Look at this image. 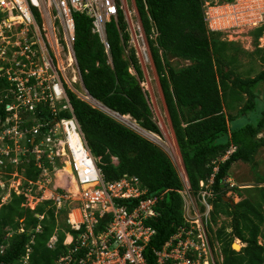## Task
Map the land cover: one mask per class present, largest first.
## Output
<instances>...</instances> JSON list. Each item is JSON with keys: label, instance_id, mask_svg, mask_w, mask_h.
I'll return each mask as SVG.
<instances>
[{"label": "trees", "instance_id": "16d2710c", "mask_svg": "<svg viewBox=\"0 0 264 264\" xmlns=\"http://www.w3.org/2000/svg\"><path fill=\"white\" fill-rule=\"evenodd\" d=\"M203 1L134 0L193 190H197L199 181L210 178L216 167L213 162H218L212 186L217 196L211 218L213 223L218 216L229 220L227 226L223 224L216 232L223 264H264V177L258 176L256 187L251 189L230 188L238 202L230 205L223 199L229 190L224 181L230 169L243 163L250 165L253 171L257 168L256 153L264 146L263 139L259 138L264 130V107L257 115L258 96L264 90V70L254 78L237 75L232 68L236 59L226 54L227 43L220 41V33L208 32L205 26ZM73 19V48L88 94L106 109L120 116H130L140 128L158 135L145 94L128 71L132 66L141 78L134 52L124 58L128 35L124 33L121 14L118 26L112 21L106 27L110 65L98 36L91 32L90 19L81 14H73ZM153 34L156 35L154 41ZM262 34L264 24L250 32L255 44ZM171 57L189 65L173 68L169 62ZM262 60L264 62V56ZM69 101L90 152L101 157L100 168L107 181L128 174L138 177L149 195L164 194L157 207V218L149 221L156 231L150 247L159 249L182 222V203L177 193L182 185L168 157L157 146L73 94H69ZM3 109L1 104L0 113ZM231 111L235 114L231 115ZM60 117L70 115L62 112ZM240 117L247 120L236 122ZM232 148L234 151L228 159L221 162ZM111 156L117 158V165L112 164ZM7 171L12 172V169L8 167ZM18 172L36 181L40 170L35 167V157L30 155ZM24 201V196L13 192L7 203L1 204L0 200V264H22L28 245L31 250L28 264H56L67 249L63 245L65 233L78 235L66 223L67 207L57 212L53 203L47 201L31 211L22 206ZM36 215L43 218L40 220ZM20 229L23 232H19ZM54 233L57 243L50 250L47 242ZM259 238L262 244L258 243ZM234 240L245 244L239 252L232 249ZM148 264H154L152 255H148Z\"/></svg>", "mask_w": 264, "mask_h": 264}, {"label": "built area", "instance_id": "2783aa9c", "mask_svg": "<svg viewBox=\"0 0 264 264\" xmlns=\"http://www.w3.org/2000/svg\"><path fill=\"white\" fill-rule=\"evenodd\" d=\"M249 1L252 4L243 7H237L235 0L233 4L208 8L206 21L209 12L216 30H222L227 18L219 10L229 9L231 20L238 18L255 26L264 16V0ZM122 4V0H0V105L4 103L6 113V118L0 120L1 203H6L13 192L24 196L23 206L30 210L42 201H52L58 210L73 205L68 223L78 235L64 241V245H74L62 254L58 264H148V255L154 257V264H223L216 235L220 226H213L217 223L212 221L210 205L217 161L213 162L214 173L207 181L199 182L196 192L188 180L187 184L183 180L178 191L183 202L182 222L159 249L151 248L156 231L149 221L158 216L156 207L164 194L149 195L140 179L128 174L107 181L99 167L101 157L92 155L74 118L69 93L85 103H92V99L84 88L74 54L73 14L90 19L91 32L98 36L110 59L106 27L111 21L118 25L120 12L131 42L140 41L144 46L139 22L125 16ZM254 8L257 12L253 14ZM144 47L137 46L139 54ZM70 72L79 77H71ZM77 81L81 96L74 91ZM42 112L46 119L41 116L30 129L22 127L28 115L39 116ZM61 112L71 117H60ZM33 138L36 145L28 150L26 144ZM60 152L68 157L69 177L75 183L76 194L58 185L54 193L44 187L35 193L41 178H46L49 185L51 174L57 172ZM29 153L35 154V167L41 171L36 182L18 178V167ZM111 162L117 165L116 158L111 157ZM8 167L12 172L7 171ZM56 242L54 235L47 247L54 249ZM29 253L27 246L23 264H28Z\"/></svg>", "mask_w": 264, "mask_h": 264}, {"label": "rangeland", "instance_id": "374dc122", "mask_svg": "<svg viewBox=\"0 0 264 264\" xmlns=\"http://www.w3.org/2000/svg\"><path fill=\"white\" fill-rule=\"evenodd\" d=\"M247 1L248 2L244 3V0H236V2H238L236 6L243 7L248 3L252 4L251 1L249 0ZM122 2H123L122 9L125 13V16L128 19L131 18V16L133 17L134 5L132 4V2H130L129 0H122ZM256 12H257V9L254 8L253 14ZM219 13L220 15H225V18H227V21H228V22L226 21L225 23H223V29L219 33H220V41L227 43V53L226 54L229 57H234L236 59L235 63L232 65V68L235 70L237 75L243 78H246V77L254 78L259 72L264 70V62L262 60V56H264V35L262 34V38L258 39V41L255 44L252 36H250V32H252L256 26H254L253 24L243 22L241 19H238V18L231 20L229 9L228 10L223 9V11L219 10ZM208 15H209L207 18L208 29L212 28L216 30L217 26L215 27V25L211 22L210 20L211 14L209 12H208ZM263 19H264V16H263ZM213 33H216V32H213ZM155 37L156 35L153 34L151 36V39L154 41ZM138 45L140 48H142V46H140L141 45L140 41L137 44L135 42H131L127 44L124 58L127 59L130 56L131 51L134 52V55L137 60V65L141 72V78L137 77L136 72L132 66L129 67L128 71L130 72V74L135 76V78L138 80L139 86L145 94L144 97L146 98L150 111H151L150 118L152 122L156 125L157 129L159 130L158 135L152 134V133L151 134L157 136L159 140L153 141V140H150L140 135L137 131L131 128L130 124L123 123L121 119L117 117L116 115L106 113L100 107L94 106L92 103H89V102L87 103L88 105L92 106L94 109H97L100 112H103L104 114L108 115L112 119L121 123L125 127L131 129L133 132H135L136 134L143 137L150 143L157 146L160 150H162L164 154L170 159L169 161L174 167V169L176 170V173L179 175L181 183L184 180V183L187 184V175L184 170L181 155H180L178 146L175 141L174 133L172 130L169 116L167 114L166 106H165L161 88L159 85L158 76L156 74V70L153 65V61L151 62L148 47H146L147 57L145 58V56H141V53L139 54V49L137 48ZM159 53L161 54V52ZM107 62L110 65L111 59H107ZM169 62L173 66V68L189 65L188 62L183 61V60L181 61L175 57L169 58ZM68 74H71V77L72 76H77V78L79 77L78 74L76 75L74 72H70ZM73 87H74V91L76 92V94H78V96H81L80 84L78 83V81L75 85H73ZM263 93H264V90H261L260 95L258 96V101H259L258 108L259 109L257 110V115L260 114L261 110L264 107V97L262 96ZM230 113L231 115H234L235 111H231ZM126 117H129L131 119L130 116H126ZM246 120L247 118L240 117L236 122L243 123ZM131 121L135 123L136 126H139L134 120L131 119ZM163 132L165 133V135ZM166 138L170 141L172 147L166 142L167 140ZM259 138L263 139L264 141V130L259 135ZM80 146H81V143L79 144V148ZM73 148L75 147L73 146ZM231 150H234V149H231ZM254 159H255V164L257 168L255 167L253 171L250 165L243 164V163H238L230 169L228 173V177L226 181H224V184H226L227 188L229 189V190L227 189L228 191L225 197L223 198L226 203L231 205L239 201V199L235 197L233 193H231L230 188H236V189L238 188V189H244V190L251 189L253 187H256L257 185L256 180L258 176L264 177V146L258 150ZM58 162L59 163H58L57 172L54 171L55 173L53 172L51 174L52 181L50 180L49 185H48L47 183L48 180L46 181L45 180L46 178H41L42 181H40V184L38 185V187L34 188L35 193L39 191L38 190L39 187H44L48 189L49 191L51 190L52 193H54L58 190L56 187V185H58L59 188H62L64 190H69L70 192H72L73 195L75 194L73 191L75 183H73L72 179H70L69 177L68 157L64 156L60 152V154L58 155ZM22 173H23V170H22ZM19 177H23V176L19 174L18 178ZM66 181L68 183H66ZM216 196L217 195L214 192L213 199L210 202V205L212 207H213V201L216 199ZM67 205L70 206V208L71 206H73L69 204ZM228 222H229L228 219H225V217L221 216L218 219L217 226L215 224L213 226L214 228H217L218 226H220V224H224L225 226H227L229 224ZM227 232H230V231H227ZM263 232H264V226H263ZM259 242L262 244L261 239H259ZM236 243L237 241L234 240L233 241V245L235 244L234 250L238 251L241 248L239 245H236Z\"/></svg>", "mask_w": 264, "mask_h": 264}, {"label": "clouds", "instance_id": "9594fccd", "mask_svg": "<svg viewBox=\"0 0 264 264\" xmlns=\"http://www.w3.org/2000/svg\"><path fill=\"white\" fill-rule=\"evenodd\" d=\"M220 2H222V3H220ZM233 3H235V0H223V1H217V0H205V1H203V13H204V21H205V26H206V28H207V30H208V32H216V33H219L221 30H214V29H208V27H207V21H206V18H205V12H207V9L208 8H211V7H215V6H223V5H229V4H233ZM133 5H134V9H133V17L131 16V20L133 21V22H135V21H138L139 22V24H140V27H141V33H142V35H143V41H144V46L141 44L140 46H142V48L144 47L145 48V50L144 51H142L141 49V56H145V58L147 57V48L146 47H148V43H147V39H146V36H145V34H144V31H143V28H142V24H141V21H140V18H139V15H138V12H137V8H136V5H135V2H134V0H133ZM120 14H121V16H122V18H123V22L125 23V21H124V14L122 13V12H120V13H118V22H117V24L119 23V17H120ZM112 22V21H111ZM114 22V21H113ZM115 23V22H114ZM264 24V19L262 18V20L257 24V25H255L256 27H255V29L256 28H259V27H261L262 25ZM118 26V25H117ZM119 28V27H118ZM125 28H126V23H125ZM107 30V29H106ZM119 36L121 37V35H122V32L120 31V29H119ZM124 33H126L125 32V30H124ZM106 34H107V31H106ZM127 34V33H126ZM128 35V34H127ZM264 35V34H263ZM262 38V36L259 38V39H261ZM129 43H131V40H130V37H129V35H128V42H127V44H129ZM102 44V43H101ZM103 46V45H102ZM73 47H74V45H73ZM74 49V48H73ZM125 50H126V48H125ZM125 50H124V53H125ZM148 50H149V47H148ZM142 52H144V53H142ZM127 53V52H126ZM136 53V52H135ZM74 54H75V52H74ZM143 54V55H142ZM149 54H150V59H151V62H152V58H151V53H150V50H149ZM76 58V57H75ZM77 61V60H76ZM108 63V62H107ZM78 69H79V67H78ZM79 73H80V70H79ZM80 76H81V73H80ZM81 79H82V77H81ZM83 82V81H82ZM84 85V84H83ZM85 88V87H84ZM86 90V89H85ZM88 93V92H87ZM69 94H71V93H69ZM90 96V95H89ZM91 97V96H90ZM91 99H92V103L95 101L92 97H91ZM81 101V100H80ZM96 102V101H95ZM88 104V103H87ZM3 105V107H4V103L2 104ZM101 105V104H100ZM102 106V105H101ZM92 107V106H91ZM104 107V106H103ZM4 110V109H3ZM73 110V109H72ZM62 113V112H61ZM69 114V113H68ZM115 114H117V113H115ZM45 115V117H46V114H44ZM44 115H40L39 114V116H36V115H28V121L25 123V124H23L22 125V127H26V128H28V129H30V127H32V126H34V125H36L37 123H39V122H37V119H40L41 118V116H44ZM70 115V114H69ZM73 115H74V113H73ZM118 115V114H117ZM120 116V115H119ZM70 117H71V115H70ZM69 117V118H70ZM121 117H124V116H121ZM6 118V113H5V111H1V113H0V120L1 121H3L4 119ZM44 118V117H43ZM63 118H65V117H63ZM74 118H75V116H74ZM66 119V118H65ZM75 120H76V118H75ZM76 122L78 123V121L76 120ZM79 125V124H78ZM139 127V126H138ZM79 128H80V126H79ZM141 129V128H140ZM143 131H145L146 133H150V132H148V131H146V130H144V129H142ZM151 134V133H150ZM153 134V133H152ZM29 145H32V148H29ZM35 145H36V141L34 140V138H33V142H29V143H27L26 144V147L28 148V150H33V148L35 147ZM154 145V144H153ZM232 149H234V148H232ZM234 150H229L228 152L231 154L232 152H233ZM228 152H226L225 153V155L224 156H226L227 155V153ZM229 154V155H230ZM30 155H33L34 157H35V154H28V156H27V158H25L24 160L25 161H23V163L22 164H20V166L21 165H23V164H25V163H27L28 162V158H29V156ZM229 155H228V157H229ZM223 156V157H224ZM111 157H113V158H116V157H114V156H111ZM222 157V158H223ZM228 157L225 159V160H227L228 159ZM221 158V159H222ZM111 159V158H110ZM117 159V158H116ZM169 159V158H168ZM170 160V159H169ZM224 160V161H225ZM118 161V160H117ZM224 161H222V162H224ZM183 163V162H182ZM117 164H118V162H117ZM20 166L18 167V169L20 168ZM183 167H184V165H183ZM185 170V169H184ZM176 171V170H175ZM217 171H218V168H217ZM21 175L24 177V174H22L21 173ZM40 175H41V171H40ZM40 175H39V177H40ZM178 175V174H177ZM178 177H179V175H178ZM211 177V176H210ZM28 180V179H27ZM39 180V178L36 180V181H38ZM179 180H180V177H179ZM187 180H188V178H187ZM30 181V180H29ZM36 181H32V182H36ZM181 182V181H180ZM189 182V181H188ZM200 182V181H199ZM181 185H182V183H181ZM214 185V184H213ZM198 186H199V184H198ZM191 187V186H190ZM181 189H182V186H181ZM180 189V190H181ZM192 189V188H191ZM179 190V191H180ZM193 190V189H192ZM197 190H198V188H197ZM197 190H193L194 192H196ZM0 192H1V189H0ZM177 193H178V191H177ZM179 194V193H178ZM10 196H11V194H10ZM17 196V195H16ZM180 196V195H179ZM180 198H181V196H180ZM0 200H1V194H0ZM9 200H10V198H9ZM8 200V201H9ZM7 201V202H8ZM6 202V203H7ZM25 202V201H24ZM42 202H47V201H42ZM42 202H39L38 204H40V203H42ZM49 202H52V201H49ZM160 202L161 201H159V203L157 204V207H158V205L160 204ZM214 202V201H213ZM53 203V202H52ZM181 203L183 204V202H182V198H181ZM2 204V203H1ZM3 204H5V203H3ZM37 204V205H38ZM37 205L35 206V208L37 207ZM22 206H23V204H22ZM53 206H54V203H53ZM24 207V206H23ZM55 207V206H54ZM67 207V212H66V223H67V225L70 227V224L68 223V220H69V212H70V210L72 209V206H71V208H70V206H68L67 204L64 206V207H62V208H60L59 210H62V209H64V208H66ZM157 207H156V211H157ZM24 208H26V207H24ZM35 208H34V210H35ZM56 208V207H55ZM70 208V209H69ZM26 209H29V208H26ZM30 210V209H29ZM34 210H31V211H34ZM58 209H56V211L58 212L59 211ZM212 212H213V207H212ZM211 212V213H212ZM157 213H158V211H157ZM159 214V213H158ZM39 219H40V217H42V216H39V215H36ZM211 217H212V214H211ZM219 217H221V216H218V218H217V220H216V222L215 223H218V219H219ZM222 217H224V216H222ZM43 218V217H42ZM41 218V219H42ZM155 218H157V217H155ZM181 218H182V205H181ZM40 219V220H41ZM226 219V218H225ZM229 221V220H228ZM229 223V222H228ZM223 224H220V227L222 226ZM70 229H71V227H70ZM72 230V229H71ZM39 231V230H38ZM74 231V230H73ZM226 231H230L229 229H226ZM76 232V231H75ZM78 233V232H77ZM54 235H56L55 233L52 235V236H54ZM51 236V237H52ZM50 237V238H51ZM57 237V236H56ZM74 237H76V236H74V235H72L71 233H65V237H64V241H66V242H69L70 241V239L71 238H73L74 239ZM260 239V238H259ZM50 240V239H49ZM48 240V241H49ZM64 241H63V245H64ZM237 241V243H238V245L240 246V248L242 249L244 246H245V244H243V243H241L239 240H236ZM48 243V242H47ZM57 243V242H56ZM259 244H261L260 242H258ZM29 244H32V241H31V243H29ZM73 242H71L69 245H64L65 247H67V249L68 248H72L73 247ZM235 245V244H234ZM242 245V246H241ZM29 246V245H28ZM56 246V245H55ZM27 247V246H26ZM29 248H30V246H29ZM48 248V247H47ZM49 249V248H48ZM66 249V250H67ZM232 249H233V244H232ZM240 249V250H241ZM50 250H53V249H50ZM65 250V251H66ZM234 250V249H233ZM240 250H238V251H236V250H234V251H236V252H239ZM31 251V250H30ZM26 253V252H25ZM30 254V253H29ZM64 254V253H63ZM25 256H26V254H25ZM24 256V257H25ZM62 256V255H61ZM28 258H29V255H28ZM60 258V257H59ZM24 259V258H23ZM23 259H22V264H23ZM59 260V259H58ZM58 260H57V262H56V264H58Z\"/></svg>", "mask_w": 264, "mask_h": 264}, {"label": "bare ground", "instance_id": "6f19581e", "mask_svg": "<svg viewBox=\"0 0 264 264\" xmlns=\"http://www.w3.org/2000/svg\"><path fill=\"white\" fill-rule=\"evenodd\" d=\"M94 106H98V107H100L103 111H105L106 113H109V114H113V115H116L117 117H119L120 119H121V121L123 122V123H128V124H130V126H131V128L132 129H134L135 131H137L140 135H142V136H144V137H146V138H148V139H150V140H153V141H156V140H159L158 139V137L157 136H155V135H152V134H150V133H146L145 131H143L142 129H140V128H138V126H136V124L135 123H133L132 121H131V119L129 118V117H120L119 115H117V114H115L114 112H112V111H110V110H108V109H106L105 107H103V106H101L100 105V103H98V102H93L92 103ZM162 124V123H161ZM164 131V130H163ZM164 133V132H163ZM164 135H165V133H164ZM169 137V136H168ZM167 139V138H166ZM165 139V140H166ZM161 142V141H160ZM166 142L171 146V143H170V141L167 139L166 140ZM165 143V142H164ZM175 146V145H174ZM172 147V146H171ZM74 149V148H73ZM177 152V151H176ZM62 153V152H61ZM63 154V153H62ZM64 155V154H63ZM73 191H74V193L76 194V192H77V188H76V186H74V188H73ZM236 245H238V243H236ZM239 247V246H238Z\"/></svg>", "mask_w": 264, "mask_h": 264}, {"label": "crops", "instance_id": "0c3cea01", "mask_svg": "<svg viewBox=\"0 0 264 264\" xmlns=\"http://www.w3.org/2000/svg\"><path fill=\"white\" fill-rule=\"evenodd\" d=\"M130 2H132V4H133V0H129Z\"/></svg>", "mask_w": 264, "mask_h": 264}, {"label": "water", "instance_id": "95a60500", "mask_svg": "<svg viewBox=\"0 0 264 264\" xmlns=\"http://www.w3.org/2000/svg\"><path fill=\"white\" fill-rule=\"evenodd\" d=\"M233 249H234V245H233Z\"/></svg>", "mask_w": 264, "mask_h": 264}]
</instances>
